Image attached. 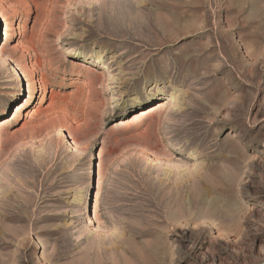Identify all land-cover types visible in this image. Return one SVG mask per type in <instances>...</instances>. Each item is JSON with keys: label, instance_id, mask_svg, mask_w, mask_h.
I'll return each instance as SVG.
<instances>
[{"label": "rangeland", "instance_id": "rangeland-1", "mask_svg": "<svg viewBox=\"0 0 264 264\" xmlns=\"http://www.w3.org/2000/svg\"><path fill=\"white\" fill-rule=\"evenodd\" d=\"M0 264H264V0H0Z\"/></svg>", "mask_w": 264, "mask_h": 264}, {"label": "bare ground", "instance_id": "bare-ground-1", "mask_svg": "<svg viewBox=\"0 0 264 264\" xmlns=\"http://www.w3.org/2000/svg\"><path fill=\"white\" fill-rule=\"evenodd\" d=\"M25 76H26V75H25ZM25 80H27L26 77H25ZM19 84H20V83H19ZM20 89H21V86L18 85V86L14 89L15 91H14L13 95L16 94V92H19ZM33 89H34V85L32 86V90H30V93H31V94L34 93V92H33ZM45 95H46V86L44 85L43 95H42L41 98L39 99V100H40L39 102H41L42 100H44Z\"/></svg>", "mask_w": 264, "mask_h": 264}]
</instances>
